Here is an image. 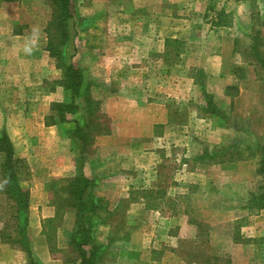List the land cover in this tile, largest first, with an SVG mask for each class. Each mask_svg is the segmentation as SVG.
Masks as SVG:
<instances>
[{
	"label": "rangeland",
	"instance_id": "obj_1",
	"mask_svg": "<svg viewBox=\"0 0 264 264\" xmlns=\"http://www.w3.org/2000/svg\"><path fill=\"white\" fill-rule=\"evenodd\" d=\"M178 1L167 0L161 5V14L167 11V14H179L181 20L188 18L184 15L187 9L178 5L180 1L189 0ZM4 3L0 0V68L5 75L0 77V81L4 80L0 82V109L7 127L13 126L14 120H21L18 116L13 117L14 112H34L30 110V106L36 103L35 92L29 90V87L32 89L29 83L33 81L30 78L31 64L26 54H20L17 48H24L27 41L41 46L45 43L47 47L46 27L51 8L47 0ZM159 5V0H77L76 17L70 24L67 62L88 71L89 77L98 85L94 96L102 100L115 94L123 85L127 91L135 90L140 99L152 94L150 99L153 101L154 95L158 94V82L171 84L178 76L184 79L193 77L197 102L187 101L188 98L182 101L169 98L171 124L186 125L193 117H205L212 119L221 129L217 131V143L197 129L199 133L194 139L201 152L193 158L191 166L164 163L157 172L161 174V180L150 186L139 185L131 190L133 196L128 199L107 190L109 196L102 197L107 211H100L94 220L91 215L86 217L95 241L105 246L101 264H230L226 262L228 260L231 264H264V232L245 241L241 239L242 228L254 219V214L259 213V220L264 223V210L256 198V195L264 194V178L257 173L264 154V123L255 122L254 125V122L239 117L245 111L246 103L242 108L237 107L234 114L229 109L223 110L225 119L206 112L212 101L214 103L206 72L197 67L189 71L174 67L178 61L183 65H194V56L184 55L194 46V36L189 33L185 21L179 24L177 35L173 32L176 28L174 22L159 21ZM255 19L256 26H252L251 33L258 35L254 39L242 38L238 46L249 61L256 63L262 75L261 61L254 56L264 57V21L259 17ZM226 20L224 14L219 17V22ZM164 27L167 33H162ZM194 27L193 30L201 28L196 23ZM20 33H28L31 37L18 41L11 35ZM52 61L55 68L48 67L46 72L43 86L46 91L56 90L62 79V70ZM46 63L44 61V68H47ZM228 91L231 96L238 95L236 88ZM106 117L101 121L110 129L112 121ZM202 122L205 123L206 119ZM64 126L68 129L66 131L74 127L72 123ZM6 127L0 131H6ZM161 129L158 127L156 132L160 133ZM96 141L84 155L80 151V142L72 141V147L80 154L83 172L87 161L96 154ZM18 155L29 164L31 157L27 153ZM3 160L4 156L0 154V166ZM180 173L184 176L182 181L178 178ZM30 178L29 167V174L22 181L26 189ZM62 178L66 177L52 179L45 185L53 206L57 197L53 196L48 185ZM125 183L118 184L120 190L126 189ZM170 188L175 189V195L174 191L170 194ZM99 191L96 186L98 196ZM137 200L142 204L147 202L145 211L131 212L130 204L138 203ZM6 205L0 195V264H29L31 260L36 264H72L71 261L78 257L69 244L64 245L67 239L70 241L73 232L74 226L70 228V225H75L71 210L64 208L58 217L40 223L37 218L32 223L30 199L28 232L32 251L28 254L2 240L1 233L11 212L7 213ZM242 209L250 213L236 219ZM247 235L253 234L250 231Z\"/></svg>",
	"mask_w": 264,
	"mask_h": 264
},
{
	"label": "crops",
	"instance_id": "obj_2",
	"mask_svg": "<svg viewBox=\"0 0 264 264\" xmlns=\"http://www.w3.org/2000/svg\"><path fill=\"white\" fill-rule=\"evenodd\" d=\"M166 1L159 0V21L174 22L175 34L180 32L179 24L185 21L195 40L194 46L184 54L185 57L194 56V65H183L182 61H178L174 67L188 71L194 67L202 69L206 72L208 90L219 110L224 112L229 109L234 114L237 107L242 108L246 103L245 111L239 117L254 122V125L255 122L264 123V77L259 75L256 63L249 61L238 46L242 38L254 39L258 35L251 33L252 26L255 25V17L264 21V0L180 1L178 6L187 9L184 15L188 18L185 20H181L179 14H167L163 8L164 13L161 14V5H165ZM212 4L215 5L210 7ZM222 14L227 18L225 22H219ZM195 23L201 27L200 30H193ZM162 33H167L165 27ZM11 35L18 41L31 37L28 33ZM27 43L24 48L17 49L20 54H26L31 64L30 78L33 81L29 83L32 86L29 90L35 92L36 103L30 106V110L34 112H14L13 117L18 116L21 120H14L13 126L6 127V118L0 109V128L6 127L17 153H27L31 157L28 162L31 177L28 185L31 194V222L38 218L40 223L54 218L56 214L50 201L51 194L45 191V185L52 179L75 175L80 154L72 147V138L66 131L68 129L65 124L49 125L46 122L52 104L64 101V90L61 86L56 90L44 89L46 72L48 73V67L51 70L55 68L54 63L45 43L42 46L34 41ZM44 61L47 62V68L43 67ZM4 76L0 68V77ZM156 87L158 94L154 95L153 101L150 99L152 94L140 99L135 90L127 91L123 85L115 94L103 100L101 112L112 121L110 133L97 138L94 146L96 154L84 166L85 175L95 180L100 189V197L109 196L106 193L108 190L115 193V196L128 199L133 196L131 190L139 185L150 186L161 180L162 176L157 172L163 168L164 163L170 162L177 167L185 164L191 166L193 158L201 152L194 139V135L199 133L197 129H201L208 138L211 137L214 143L218 142L217 131L221 128L210 118L195 119L192 115L193 118L186 125L171 124L170 105H167L169 98L181 101L188 98L187 101L197 102L193 77L184 79L178 76L171 84L160 81ZM233 88L238 90L236 97L229 95L228 90ZM204 119L205 123L202 122ZM203 124L208 129L203 128ZM158 127H162L160 133L156 132ZM253 128L260 134V131ZM208 142L211 141L208 139ZM181 173L178 178L182 181L184 176ZM120 182H126V189L123 187L120 190ZM173 191L175 195V189L170 188V194ZM137 201L138 203L130 204L131 212L145 211L147 202L142 204ZM249 213L242 209L238 211L236 219L246 217ZM258 215L259 213L254 214V219L249 220L242 228V240L264 232V223L259 220ZM71 226L74 225H70V228ZM250 231L253 235H247ZM68 244L67 239L65 247Z\"/></svg>",
	"mask_w": 264,
	"mask_h": 264
},
{
	"label": "trees",
	"instance_id": "obj_3",
	"mask_svg": "<svg viewBox=\"0 0 264 264\" xmlns=\"http://www.w3.org/2000/svg\"><path fill=\"white\" fill-rule=\"evenodd\" d=\"M47 1L51 8V18L46 27V49L57 68L62 70L59 85L65 94L64 101L52 104L47 123L49 125L72 123L74 127L68 131V134L72 141L80 142V151L84 155L85 150L98 137L109 134L110 129L101 121L105 116L101 112L103 100L94 96L98 85L89 77L85 68L67 62V48L71 40L70 24L76 17L74 9L77 0ZM254 58L261 61V71L264 74V57H258L256 54ZM263 74L259 73L264 77ZM211 106L206 109L208 114L226 118L225 112L219 110L213 101ZM0 154L4 156L0 166V195L7 203V213L11 211L10 218L1 233L2 240L31 254V240L28 232L31 194L30 190L22 185V181L29 174V166L26 160L18 155L5 130L0 131ZM82 166L80 159L75 175L53 180L48 185V189L53 192L54 197H57L54 201L55 217H58L64 208L71 210L75 215V225L69 241L70 247L78 254L74 263L101 264L104 260L105 246L95 241L92 229L87 227L86 217L91 215L94 220L100 211H107V208L104 206L103 198L95 193V180L84 174ZM257 173L264 178V154ZM59 184L61 185L57 188ZM256 198L264 210V194L256 195ZM226 262L231 264L230 260ZM29 264L36 263L31 260Z\"/></svg>",
	"mask_w": 264,
	"mask_h": 264
}]
</instances>
